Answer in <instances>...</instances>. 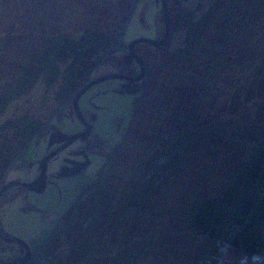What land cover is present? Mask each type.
Wrapping results in <instances>:
<instances>
[{
  "label": "rangeland",
  "instance_id": "rangeland-1",
  "mask_svg": "<svg viewBox=\"0 0 264 264\" xmlns=\"http://www.w3.org/2000/svg\"><path fill=\"white\" fill-rule=\"evenodd\" d=\"M70 1L79 0H0V90L7 84L3 79H10V67L17 68L38 49L45 31L66 29V21L74 17ZM207 1L212 0L204 4ZM219 1L227 19L212 28L217 39L206 50L213 57L202 52L199 58V63L210 61L214 66L200 80L205 86L202 92L190 90L198 70L191 72L184 60L176 62L165 51L168 39L159 47L137 42H158L166 35L160 0H137L123 36L125 46L112 54L114 59L101 62L72 99L55 100L58 85L48 88L40 81L0 115V124L21 116L42 123L1 180L0 264H128L134 257L129 264H264V255L253 261L239 248L186 228L193 225L189 219L195 206L222 196L255 144L249 136L237 147L213 153L204 136L252 131L255 122L264 120V0H247L239 14L226 11L232 0ZM124 2L117 0V6ZM184 2L193 7V0H166L169 34L176 10L186 8ZM109 8L108 3L103 6L102 17ZM176 38L172 50L181 43ZM134 42L135 56L126 62ZM108 75L117 77L97 81ZM140 75L141 79L133 80ZM134 105L132 128L141 130L137 122L150 119L154 123L162 116V123L176 128L179 122L198 124L200 119L211 123V128L203 129L204 138H196L194 144L185 140V134L193 132L187 127L164 130L158 137L164 124L151 137L141 139L127 130ZM46 158L44 190L33 191L27 185L42 175ZM9 183L11 187L4 188ZM122 191L134 194L135 200L123 202ZM86 194L91 198L82 202L86 215L76 217L82 219L81 226L75 220L59 226L70 201L80 202ZM110 198L113 208L106 204ZM153 200L155 204L148 206ZM59 227L67 238L60 236ZM53 240L56 247L45 250V244ZM143 244L156 248L148 246L149 251L136 255V246Z\"/></svg>",
  "mask_w": 264,
  "mask_h": 264
},
{
  "label": "trees",
  "instance_id": "trees-1",
  "mask_svg": "<svg viewBox=\"0 0 264 264\" xmlns=\"http://www.w3.org/2000/svg\"><path fill=\"white\" fill-rule=\"evenodd\" d=\"M10 1L8 0V2ZM136 1L126 0L122 6H117V0L70 1L74 17L66 21V29L64 30V27L63 29L45 31L41 36L38 49L32 54L30 53L25 62L17 68L10 67L8 76L10 79H3L7 84L0 90V115L14 101L27 95L40 81H44L48 88L58 85L55 100L61 102L72 99L74 94L85 86L91 73L100 66V63L114 59L112 54L122 50L125 46L122 40ZM204 1L206 0H193V7H190L188 2H184L186 8L180 6L176 10L178 12L170 24L167 46L164 47L165 51L168 49L176 62L182 59L181 61L184 60L188 64L187 68H190L191 72L198 70L196 73L198 76L195 78L196 83L190 88L193 92L205 90V86L201 84L200 80L207 73H211L214 66L210 61H207V64L205 62L199 63V58L202 56V52L213 57L211 56L212 51L207 53L206 50V47L213 46V40L217 39V36L211 34L214 32L212 28H219L221 24L226 23L227 19L225 18L227 15L224 14L225 11L220 12L219 0L207 1V5L204 4ZM246 2L247 0L244 3H240L239 0H232L230 8L233 10L226 11H236L239 14L238 11H241V7ZM107 3L110 8L104 9L105 15L102 17L101 10ZM247 9L248 7H246ZM90 14L96 19L89 18ZM112 16H115V19ZM110 17L112 19L107 20ZM177 34L178 36H176ZM173 37L179 38L177 41H181V43L172 50ZM217 53L215 54L217 55ZM187 58L190 59L186 60ZM166 63L164 58L162 67L165 69L168 66ZM196 74H192V76L194 77ZM135 100V98L132 99L133 104ZM236 101L235 99L232 100V102ZM137 103L141 104L139 101ZM135 108L136 105L133 107V114L130 119L128 118L126 121L129 122L127 130L141 139L151 137L164 124L157 133L158 137L164 135L162 131L165 132L171 128H174L175 131L187 127L193 132L190 135L185 134V140H190V143L194 144L196 138L203 137V129L211 128L208 126L211 123L208 124L201 119L198 120V124L194 121L182 124L179 122V128H176V126L164 123V121L162 123V119L165 118L161 115L162 117L159 118L158 122L154 120L153 123L150 119L144 123L137 122V127L142 128L139 130L136 127H130L134 121ZM170 115L174 116L175 114L170 113ZM196 124L198 126H188ZM251 128L252 131L238 129L230 136L229 134L217 138L209 137V134L204 136L209 142L208 145L215 149L213 153H221L225 151L224 148H231V145L237 147L241 140H245L249 136L255 140V144L253 148L248 149L247 152L250 154L242 158L241 164L233 172L234 174L225 186L222 196L203 201L195 206L189 219L193 223L191 227L193 226L197 232L203 233L207 238H213L234 248H239L245 256L250 258L264 255V120H261L259 124L255 122ZM41 129L42 123L39 120H30L25 116L6 119L0 124V186L5 171L8 170L13 160L21 155L26 147V142L34 139V136ZM201 142L205 143L204 140ZM219 149L222 150L218 151ZM22 184L24 183H18V185ZM103 193L104 191L98 194ZM87 194L81 198L80 202L77 200L70 201L67 209L61 215L59 214L62 216L59 219V226L70 225L74 220L77 222L76 219L78 218L76 217L80 213L86 215L85 208L81 206L83 201H91ZM119 198L125 202L128 199L135 200L136 197L132 193L122 191ZM155 201L153 200L152 204L148 206L155 204ZM111 202L112 198L108 199L106 204L113 208ZM148 206L142 208L145 210ZM57 219L54 220L57 221ZM130 223L134 224L132 221ZM76 226L80 227L81 223L78 225L77 222ZM59 228L60 236L67 238L68 236L62 232L63 228ZM54 242L53 240L45 244V250L56 247ZM40 251H42L41 248ZM39 253L33 254L31 258L38 256ZM48 259H52V256Z\"/></svg>",
  "mask_w": 264,
  "mask_h": 264
},
{
  "label": "water",
  "instance_id": "water-1",
  "mask_svg": "<svg viewBox=\"0 0 264 264\" xmlns=\"http://www.w3.org/2000/svg\"><path fill=\"white\" fill-rule=\"evenodd\" d=\"M160 3H161V7H162V15H163V19H164V21H165V25H166V35H165V39L162 40V41H158V42H152L151 40H147V39H145V40H138L137 42H139V41H143V42H145V43H150V44H152V45H154V46H156V47H159V46H161L163 43H165V42L167 41L168 36H169V23H168V9H167V3H166V0H160ZM137 42H134V43H132V44L129 46V54H128V55L126 56V58H125V61H126V62H130V61L132 60L133 56H135V54H134V45H135V43H137ZM115 77H117V76H115V75H108V76L102 77V78H100V79H97V81L100 82V81H103V80H106V79L115 78ZM120 77H123V76H120ZM141 77H142V75L137 76V77L133 78V80H139V79H141ZM86 89H87V87H85L81 92L85 91ZM80 96H81V93L79 92V93L75 96V98H74V100H73V104H74V103L76 104V103L78 102ZM73 140H75V139H71L70 142H72ZM48 160H49V159H47V158L43 160V170H42V175H41L36 181H34L33 183L31 182V183H29V184L27 185L29 189H31V190H33V191H36V192H42V191L44 190V180H45L44 168H45V164L47 163ZM15 184H16V183H15ZM7 186L10 187V186H11V183H9L8 185H6L4 188H6ZM41 187H42V188H41ZM1 194H2V192H0V195H1Z\"/></svg>",
  "mask_w": 264,
  "mask_h": 264
},
{
  "label": "bare ground",
  "instance_id": "bare-ground-1",
  "mask_svg": "<svg viewBox=\"0 0 264 264\" xmlns=\"http://www.w3.org/2000/svg\"><path fill=\"white\" fill-rule=\"evenodd\" d=\"M134 209V208H133ZM143 209V208H142ZM76 221L77 222H80V221H82V219H76ZM85 221V220H84ZM83 222V221H82ZM115 223H117V224H119L120 222L117 220V221H115ZM183 228H185V227H183ZM186 228H189V229H194L193 228V226H192V228H191V226H187ZM189 229H177V230H184L185 232H187V231H189ZM196 230H194V232H195ZM199 234L202 236V237H206L203 233L201 234L200 232H199ZM150 242H152V241H150ZM54 243H56V242H54ZM56 244H58V243H56ZM143 246V247H142ZM148 246H151L153 249H155L156 247H155V245L154 244H152V245H147V244H143V245H137L136 246V248H137V250L135 251V254L136 255H139L141 252H143V253H145V252H147V251H149V247ZM51 247V246H50ZM135 258L136 257H134L133 258V260L135 261ZM133 260H131L129 263H131ZM128 263V264H129Z\"/></svg>",
  "mask_w": 264,
  "mask_h": 264
},
{
  "label": "clouds",
  "instance_id": "clouds-1",
  "mask_svg": "<svg viewBox=\"0 0 264 264\" xmlns=\"http://www.w3.org/2000/svg\"><path fill=\"white\" fill-rule=\"evenodd\" d=\"M246 259H247V258H245V261H246ZM260 259H261V257H259V256H253V257H252V260H253V261H258V260H260Z\"/></svg>",
  "mask_w": 264,
  "mask_h": 264
},
{
  "label": "flooded vegetation",
  "instance_id": "flooded-vegetation-1",
  "mask_svg": "<svg viewBox=\"0 0 264 264\" xmlns=\"http://www.w3.org/2000/svg\"><path fill=\"white\" fill-rule=\"evenodd\" d=\"M32 257V254H29L28 258H31Z\"/></svg>",
  "mask_w": 264,
  "mask_h": 264
}]
</instances>
